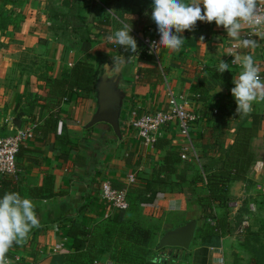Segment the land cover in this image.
Masks as SVG:
<instances>
[{
  "label": "crops",
  "instance_id": "0c3cea01",
  "mask_svg": "<svg viewBox=\"0 0 264 264\" xmlns=\"http://www.w3.org/2000/svg\"><path fill=\"white\" fill-rule=\"evenodd\" d=\"M151 2L81 0L78 15L93 33L89 41L87 37L80 36L82 26L71 16L62 0H0V7L6 5L0 22V136L11 135L18 128L29 125H36L37 128L35 137L21 146L16 175H0V184L2 179H16L20 195L32 201L40 225L31 230L23 245H14L9 249L15 256L21 255L32 264H63L64 256L73 251L72 241L68 237L69 227L76 223L91 227L95 222L103 221L106 215L112 217L118 213L102 199L101 188L105 181L121 189L127 186V178L131 174L136 175L137 180H153L158 168L164 165L168 150L188 148L189 141L181 135L176 124L161 129L159 147H146L130 125V114L134 110L147 113L168 110L170 90L188 98L192 111L202 116L191 131L192 145L197 157L201 158L199 162L204 163L209 155L215 156L209 151V143L216 138L213 134L216 124L209 114L210 109L220 106L227 91L212 81L210 72L216 70L220 60L231 62L229 51L231 45L236 44L215 22L198 21L192 31L182 33L185 42L179 51L161 47L158 60L141 54H134L130 60H125L120 83L125 94L120 117L121 138L106 123L89 127L98 110V95L84 97L78 94L71 101H63L60 106H56L50 98L51 88L46 84L47 78L60 79L66 68L90 53L95 54L96 62L112 63V57L119 56L112 46L116 43L103 35L105 28L112 34L123 23H131L133 30L130 35L136 39L138 50L143 48L147 34L159 39L156 25L150 19ZM61 11L71 20L64 23ZM146 11L149 15H145ZM104 18H108L106 27L100 25ZM241 35L242 30L240 39ZM256 42L258 47H239L237 52L241 56H253L264 80V38ZM156 67L165 71L162 79L159 77L157 80L153 71L138 73L141 68L148 70ZM229 69L234 72L233 77L238 76V65L230 63ZM198 83L209 87V101L196 97ZM230 106L226 124L232 128V135H229L232 138H227L226 145L233 142L234 125L241 115L235 112L237 106L234 97ZM249 113L246 115L258 118L252 145L258 143L260 150L253 148L257 159L249 175L258 182L251 188L243 187V182H236L232 190L240 188L243 190L241 196L244 193L247 196L258 194L262 202L264 101L253 102ZM16 121L21 122L20 127L14 124ZM249 121L250 125L254 123L252 118ZM190 147L189 162L194 164L196 154ZM185 164L183 161L178 165L176 174L169 181L172 185L156 186L159 192L154 204H144L141 208L147 221L153 224L162 220L168 222L170 227H163V232L196 220L198 228L195 238L188 250L172 248L159 255L160 250L156 248L154 262L221 264L216 258V252L221 248L223 264H230L225 253L224 238L210 235L206 230L201 231L204 229L202 214L199 210L188 209L186 194L175 186L189 178ZM45 194L48 197H44ZM240 202V199L231 202L230 206L237 211ZM213 221L212 226L215 225ZM244 224L249 225V222L245 221ZM58 245H62V251L55 252ZM96 261L99 264H114L110 253L105 250L98 251Z\"/></svg>",
  "mask_w": 264,
  "mask_h": 264
},
{
  "label": "trees",
  "instance_id": "16d2710c",
  "mask_svg": "<svg viewBox=\"0 0 264 264\" xmlns=\"http://www.w3.org/2000/svg\"><path fill=\"white\" fill-rule=\"evenodd\" d=\"M15 2L16 0H8ZM69 8L71 16L81 22L79 9L81 0H62ZM0 22L2 15L6 11V5L0 7ZM63 22L71 18H63ZM100 25L106 27L108 18L100 21ZM1 30V28H0ZM103 35H110L108 29L103 30ZM87 40L91 41L90 35ZM118 52L119 56H124L125 60H130L134 53L125 51L119 45H112ZM149 57L146 54H141ZM102 62V61H101ZM101 62H96L94 53H90L71 67L64 70L60 79H46V84L50 86V98L56 106H60L63 101H71L75 95L88 96L90 94L98 95V86L101 73L99 68ZM97 63V64H96ZM99 63V64H98ZM228 63V61H226ZM229 62V66H230ZM147 71H153L156 78L165 76V71L159 68L139 69L138 73L142 74ZM153 73V74H154ZM210 76L216 85H220L227 91L225 98L221 99L220 106L217 109H210L209 118L216 124L212 138L209 143V151L215 156L206 158L204 163L194 160V164L189 160H183V149L168 150L165 157L164 165L157 170L156 178L153 180H137L135 184L128 189V199L130 203V212L135 216L123 215L118 212L115 216L104 218L91 227L83 226L78 223L69 227L68 237L72 241V252L64 256L63 264H96V258L99 250H106L110 253V259L114 264H156L154 262V252L159 245V236L163 232L161 227L149 221L144 224L142 218V208L144 204H154L159 190L157 185H172L171 178L176 174L178 165L183 161L186 162V169L189 178L175 184L180 191L186 194L188 198V209L192 211L199 210L204 221V229L210 235H219L220 228L223 226L225 218L218 216V212L229 209L231 203L230 189L236 182H246L252 167L256 162V154L252 148L255 130L257 129L258 118L255 115H246L242 122L235 126L234 140L226 145V136L230 131L226 130L229 109H231L232 94L231 88L234 87L232 79L234 72L226 70L219 73L211 70ZM209 87H204L198 83L196 97L201 101H209ZM252 118L254 123L247 124V120ZM264 118V116L262 117ZM37 128H35L36 130ZM35 134V131H34ZM1 137V136H0ZM159 139L156 141V147H159ZM207 143H205L206 145ZM168 145V143H167ZM204 145V144H203ZM9 177V175H2ZM202 185L199 187L198 185ZM0 197L6 191L20 192L16 179H2L0 184ZM48 197V195H44ZM128 210V211H129ZM248 210L249 209L248 206ZM127 211V212H128ZM252 212V211H251ZM126 213V212H124ZM142 217V218H141ZM214 220V221H213ZM211 221L215 222L214 226L210 225ZM7 257H15L11 250L6 254ZM152 257V258H150ZM25 263V259H23ZM248 264H264V247H259L254 253L252 261Z\"/></svg>",
  "mask_w": 264,
  "mask_h": 264
},
{
  "label": "clouds",
  "instance_id": "9594fccd",
  "mask_svg": "<svg viewBox=\"0 0 264 264\" xmlns=\"http://www.w3.org/2000/svg\"><path fill=\"white\" fill-rule=\"evenodd\" d=\"M150 19L156 25L158 41L150 42V49L164 47L179 51L185 42L182 33L192 31L198 21L215 22L222 27L228 38L239 47L256 48L258 44L251 39H240L242 24H264V15L256 13L257 0H152ZM145 15H149L146 11ZM132 25L123 23L107 39L121 46L125 51L137 53L136 39L130 35ZM234 59L232 64L240 67L238 76L233 77L231 94L236 103V114H247L252 110L253 102L264 101V80L260 69L251 54L240 55L229 52ZM125 62L124 56L112 57L114 77ZM229 64L220 60L216 71L224 73ZM39 220L34 205L29 198L19 192L6 191L0 197V264H11L7 257L14 245H23L33 228H38Z\"/></svg>",
  "mask_w": 264,
  "mask_h": 264
},
{
  "label": "built area",
  "instance_id": "2783aa9c",
  "mask_svg": "<svg viewBox=\"0 0 264 264\" xmlns=\"http://www.w3.org/2000/svg\"><path fill=\"white\" fill-rule=\"evenodd\" d=\"M256 13L264 15V0H257ZM264 38V24L255 25L252 23L242 24L241 40L251 39L258 40ZM157 36L147 37L143 40V48L138 50L140 54L158 60L161 47L154 50L150 49V42L158 41ZM239 50L238 44H232L229 52L235 53ZM231 61L234 59L230 55ZM234 65V64H233ZM202 118L200 114L192 111L188 98L183 95H178L172 90L168 92V110L155 113L141 112L134 110L130 114V125L137 132L138 137L146 146L154 147L158 139L161 129L170 124H176L179 127L181 135L189 142L188 148H183V160H189V147L190 150L196 154V150L192 145L191 131L192 127ZM36 125H29L26 128H18L13 134L0 137V175H16L17 173V157L21 146L28 140L33 139ZM196 159L198 160L197 154ZM137 181L136 175L131 174L127 178V186L125 188H116L110 181H105L102 184L101 196L116 212L124 213L130 208L128 199V189ZM252 209V208H251ZM110 217L106 215V218ZM55 252L62 251V245H58L54 249ZM216 258L223 264V250L219 248L216 252ZM11 264H32L25 261L21 255L15 257H8ZM96 264H99L96 261Z\"/></svg>",
  "mask_w": 264,
  "mask_h": 264
},
{
  "label": "rangeland",
  "instance_id": "374dc122",
  "mask_svg": "<svg viewBox=\"0 0 264 264\" xmlns=\"http://www.w3.org/2000/svg\"><path fill=\"white\" fill-rule=\"evenodd\" d=\"M61 12H62L61 15L63 16V18L66 17V15L63 13L64 11H61ZM78 25L80 27L82 26L80 33H79L80 36L88 37V35L93 34L92 31H90L88 29L89 26L86 23V21L82 20L81 22H78ZM84 28H86V29H84ZM66 34H68V32H66ZM66 36H68V35H66ZM80 36H78L77 39ZM146 36L151 37L150 34H147ZM90 39L92 40V37H90ZM105 63L106 62H101V64L99 65V68L101 69L102 72H103L102 68L105 65ZM256 106L257 105H255L254 107H256ZM254 113H256V112H254ZM227 115H228V113H227ZM245 117H246V114H241L239 121H237L234 126H236L237 124L242 122L243 121L242 119ZM249 123H250V121L247 120V124H249ZM230 129H232V128H230L228 126L226 127L227 133H228V130L230 131ZM229 135H232V133L231 134L229 133L228 136L225 137V138H228V140H229V138H232ZM256 138H259V137H256ZM254 147H255L256 151L260 150V146L258 145V143H256L255 145L253 143L252 148H254ZM257 182L258 181L251 178V176H250V177H248V180L246 182H244L245 186H243V187L251 188ZM242 191L243 190H241L240 188L236 189V191L232 190V188L230 189L231 202L238 201L239 199L241 201L237 211H236L234 206L231 207L229 205L228 210H226L224 212L223 211L218 212L219 217L222 216L223 218H225L223 221V226H222V228H220V231L218 234L221 235L222 238H224L223 243H224L225 250H226L225 253H226V256L228 257V260L230 261V264H248L250 261H252V258L254 256V253L257 250V248L262 247V246L264 247V205L260 206L262 203H264V200L261 202V200L258 198L259 196H257L258 194H254V193L250 194L251 196H247L246 193H244L241 196ZM262 196H264V193H262ZM252 204H254L255 207L252 206V209H254V211L251 212L248 210V206L250 209ZM122 214L129 215L131 217L135 216V213L130 212V210L128 212L122 213ZM142 220H143L144 224H147V223L149 224V222H147V220L145 218L144 219L142 218ZM245 221H248L249 225H245L244 224ZM155 224H157L159 227H161V230H163V227H164V229H167L168 227H170L168 222H166L164 220L160 221V223H155ZM211 224L212 223H210V225ZM214 224H216V223L214 222ZM159 241H160V239L158 240V242ZM170 249H172V248L166 247V248L160 250L159 255L170 250ZM176 249H178V248H176Z\"/></svg>",
  "mask_w": 264,
  "mask_h": 264
},
{
  "label": "water",
  "instance_id": "95a60500",
  "mask_svg": "<svg viewBox=\"0 0 264 264\" xmlns=\"http://www.w3.org/2000/svg\"><path fill=\"white\" fill-rule=\"evenodd\" d=\"M111 64L106 63L103 66L102 70L104 74L98 78V110L92 117L89 127L99 123H106L113 129L117 137L121 138L120 117L125 94L120 88V83L124 64L121 65L114 77L111 75ZM14 124L20 127L21 122L16 121ZM197 228L198 222L191 220L179 228L167 231L160 238L157 250H162L166 247L188 250L195 238Z\"/></svg>",
  "mask_w": 264,
  "mask_h": 264
}]
</instances>
